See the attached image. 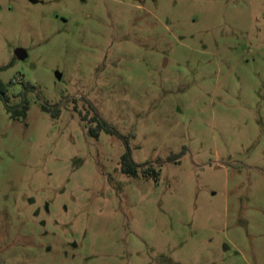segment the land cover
Listing matches in <instances>:
<instances>
[{"label": "rangeland", "instance_id": "rangeland-1", "mask_svg": "<svg viewBox=\"0 0 264 264\" xmlns=\"http://www.w3.org/2000/svg\"><path fill=\"white\" fill-rule=\"evenodd\" d=\"M0 66V264H264V0H0Z\"/></svg>", "mask_w": 264, "mask_h": 264}, {"label": "trees", "instance_id": "trees-1", "mask_svg": "<svg viewBox=\"0 0 264 264\" xmlns=\"http://www.w3.org/2000/svg\"><path fill=\"white\" fill-rule=\"evenodd\" d=\"M4 67L0 66V71H2ZM24 90H34V87L30 85H24ZM8 92V87L7 85L3 84L2 81L0 80V100L3 102L4 108L6 113L12 118V119H17V118H25L26 113L29 109V104L27 100L24 98V94L22 95L23 98L21 99L20 103L16 105H11L9 102V97L7 96ZM42 109L44 111H49L50 109L43 105ZM94 120L96 121V126L91 129L93 135L95 137L98 136L99 132L101 130H104L106 133H111L113 134L114 132L106 125L104 121L97 115L94 116ZM177 156H171L172 161L177 160ZM120 171L121 173L130 176V177H136L139 173L141 172V175L145 178L152 177L153 179H157L159 173L156 169H154L153 166L149 165L148 163L143 164V165H138L134 163L131 159L130 153L128 149L121 155L120 157Z\"/></svg>", "mask_w": 264, "mask_h": 264}, {"label": "water", "instance_id": "water-1", "mask_svg": "<svg viewBox=\"0 0 264 264\" xmlns=\"http://www.w3.org/2000/svg\"><path fill=\"white\" fill-rule=\"evenodd\" d=\"M14 55L17 59L23 60L27 55L26 52L22 49H16ZM56 78L59 79L60 75L56 73Z\"/></svg>", "mask_w": 264, "mask_h": 264}]
</instances>
